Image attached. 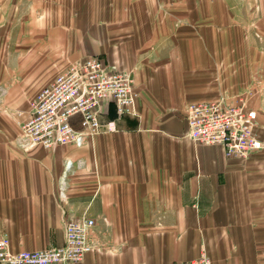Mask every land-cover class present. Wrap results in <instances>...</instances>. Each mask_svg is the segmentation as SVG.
<instances>
[{"label":"crops","instance_id":"obj_1","mask_svg":"<svg viewBox=\"0 0 264 264\" xmlns=\"http://www.w3.org/2000/svg\"><path fill=\"white\" fill-rule=\"evenodd\" d=\"M130 72L116 132L46 148L20 123L87 57ZM0 234L13 252L61 246L96 221L74 264H264V147L246 158L188 136L189 103L246 98L264 142V0H0ZM76 128L81 129L76 123ZM68 162H72L70 168Z\"/></svg>","mask_w":264,"mask_h":264},{"label":"built area","instance_id":"obj_2","mask_svg":"<svg viewBox=\"0 0 264 264\" xmlns=\"http://www.w3.org/2000/svg\"><path fill=\"white\" fill-rule=\"evenodd\" d=\"M137 96L130 72L109 65L101 57H87L59 73L31 101L30 114L20 123L21 139L25 145L40 144L46 148L68 143L83 146L93 136L118 130L116 120L107 119V105H114L117 116L124 117L132 113ZM186 120L190 138L204 145L223 146L227 155L246 158L264 147L255 134L257 112L248 107L244 97L237 104L224 97L191 102L186 108ZM71 165L68 162L67 167ZM95 227L94 218L76 216L66 223L63 245L19 252H13L9 238L0 234V264L81 262L96 246ZM174 264L213 261L203 252L196 259Z\"/></svg>","mask_w":264,"mask_h":264},{"label":"rangeland","instance_id":"obj_3","mask_svg":"<svg viewBox=\"0 0 264 264\" xmlns=\"http://www.w3.org/2000/svg\"><path fill=\"white\" fill-rule=\"evenodd\" d=\"M1 99H4V101H7V99L4 98V95H0V101H1Z\"/></svg>","mask_w":264,"mask_h":264}]
</instances>
